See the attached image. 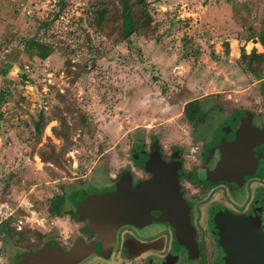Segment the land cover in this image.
<instances>
[{"label": "rangeland", "instance_id": "374dc122", "mask_svg": "<svg viewBox=\"0 0 264 264\" xmlns=\"http://www.w3.org/2000/svg\"><path fill=\"white\" fill-rule=\"evenodd\" d=\"M146 2L147 36H127L130 18L120 20L116 4L106 6V21L96 28V0H0V71L7 62L15 66L11 81L0 74V201L24 195L46 215L57 197L109 188L133 166L132 150L152 143L183 151L233 113L261 117L264 66L263 77L253 78L238 57L240 49L259 50L252 37L264 20V0ZM131 11L135 19L142 12ZM30 40L51 48L44 60L23 49ZM191 100L208 114L197 128L182 116ZM39 112L46 121L38 139ZM53 127L65 128L68 140L55 138ZM44 144L64 150L59 166L41 162L36 153ZM132 173L137 178L139 170ZM65 209L42 231L41 244L69 241L81 226L67 215L69 204ZM15 242L4 243V252L24 246Z\"/></svg>", "mask_w": 264, "mask_h": 264}, {"label": "flooded vegetation", "instance_id": "af4514ba", "mask_svg": "<svg viewBox=\"0 0 264 264\" xmlns=\"http://www.w3.org/2000/svg\"><path fill=\"white\" fill-rule=\"evenodd\" d=\"M259 113L261 117L247 111L233 113L209 135L200 134L198 145L183 151L167 152L152 143L132 150L134 167L114 176L107 184L110 187L99 194L114 191L122 181L130 187L139 183V198L147 201L151 197L154 207L138 223L121 224L106 239L87 231L86 220L77 217L72 203L67 215L81 226L66 238L69 241L48 238L35 248L11 246V252H4L3 247L4 264H34L33 254L47 245L65 255L78 251L71 264H264V141L250 149L253 166L249 174L237 180L205 174L215 149L234 135L241 122L264 129V112ZM154 152L158 157H149ZM160 164L173 168L175 183L170 187L148 184ZM135 167L137 178L132 173Z\"/></svg>", "mask_w": 264, "mask_h": 264}, {"label": "water", "instance_id": "95a60500", "mask_svg": "<svg viewBox=\"0 0 264 264\" xmlns=\"http://www.w3.org/2000/svg\"><path fill=\"white\" fill-rule=\"evenodd\" d=\"M261 141H264V129H256L241 122L234 130V135L227 137L215 149L214 161L205 174L213 179L235 180L249 174L253 166L250 149ZM154 169L153 179L148 184L170 187L175 183L172 169L168 165H156ZM125 183L119 182L114 191L109 193L79 197L76 215L80 220H86L88 232L109 239L115 227L125 223H138L149 208L154 207L151 197L147 201L139 198L142 193L139 191V183L134 187ZM51 247L47 245L31 255L34 264H71L79 254L73 250L65 255L56 247Z\"/></svg>", "mask_w": 264, "mask_h": 264}, {"label": "trees", "instance_id": "16d2710c", "mask_svg": "<svg viewBox=\"0 0 264 264\" xmlns=\"http://www.w3.org/2000/svg\"><path fill=\"white\" fill-rule=\"evenodd\" d=\"M96 9L93 12V21L96 28H101L102 24L106 21L107 17V8L106 6L109 4H116V14L117 17L121 20L124 18L125 15L128 14L130 18V28L128 31L127 36L132 34H139L147 36V33L149 31V26L151 23V19L148 16V14L144 13L143 8H145L147 2L146 0H96ZM137 7L142 12L139 13V16L135 19L132 14V8ZM252 39L258 43V45L261 47L262 52L258 53L256 49H251L249 53H245L242 49L239 51V57L238 61L240 65L244 68V70L253 78L259 79L263 77V66H264V20L261 22V29L258 31L256 36H253ZM23 49L28 52L32 51V55L37 57L40 60H44L48 54L51 51V48L49 46H45L42 44H38L37 42H34L32 40L24 43ZM225 53L228 52V47L225 44L224 46ZM7 69H10L11 66H7ZM5 74V73H3ZM4 96V95H2ZM1 97V96H0ZM1 99V98H0ZM182 116L184 120L189 123L193 127H197L200 124H203L204 121L207 119V112L203 111L200 103L198 100H191L183 105L182 108ZM60 120V118H59ZM82 120H84L82 118ZM45 117L42 115L41 112L38 113L37 119L33 122V128L36 133V137L39 139V136L41 135L42 129L45 125ZM62 122L60 120V125H62ZM51 133L55 138L63 139L64 141H67V135H66V129H58L56 127L51 128ZM37 139V140H38ZM71 144V142H69ZM48 146L49 151L45 152L43 150L44 147ZM69 146V145H68ZM154 146V144H153ZM67 147V146H66ZM64 150L61 152H54V147L51 145H42L41 148L37 150V156L43 163H50L54 164L56 166H59V156L63 154ZM8 179H10V176L7 177V179L4 181L3 184V190H6L8 187ZM2 180H0L1 182ZM2 191V188H1ZM74 192L71 196H69L67 199L64 197H57L50 201L48 207L46 208L47 216L48 218L58 217L64 214L66 211L65 206L67 204L69 205H76V202L78 201L80 195L78 197L77 194ZM69 211V210H68ZM11 221H7L2 225L1 231H0V239L2 243H7L10 240H15L17 245H24L23 247L29 248H35L38 247L41 244V238L43 236L42 233L34 230H28L23 229L19 232H16L11 226ZM32 238L33 240L29 242V238ZM28 238L26 242H17L18 240H22Z\"/></svg>", "mask_w": 264, "mask_h": 264}, {"label": "built area", "instance_id": "2783aa9c", "mask_svg": "<svg viewBox=\"0 0 264 264\" xmlns=\"http://www.w3.org/2000/svg\"><path fill=\"white\" fill-rule=\"evenodd\" d=\"M51 219L47 214L38 211L24 195L16 198L8 196L7 199L0 201V231L4 223L11 221L10 226L16 232L28 229L42 233V231H48L49 226L53 224ZM3 246L4 243L0 239V264L3 261Z\"/></svg>", "mask_w": 264, "mask_h": 264}, {"label": "crops", "instance_id": "0c3cea01", "mask_svg": "<svg viewBox=\"0 0 264 264\" xmlns=\"http://www.w3.org/2000/svg\"><path fill=\"white\" fill-rule=\"evenodd\" d=\"M257 46H259L258 43H257ZM257 52H258V53L262 52V49H261L260 46H259V50H258ZM247 53H249V52H247ZM9 65L11 66L10 69H7V70H6V68H5L4 70H1V71H0V74H1L3 77H5V79H6L7 82L11 81V80H10V79H11V78H10V77H11L10 75H11V73H12L11 71H14V68H15L14 64H12L11 62H7V63H6V67L9 66ZM3 73H5V74H3Z\"/></svg>", "mask_w": 264, "mask_h": 264}]
</instances>
